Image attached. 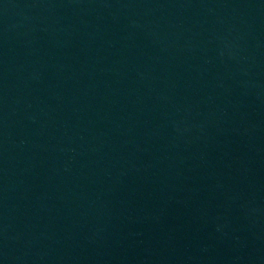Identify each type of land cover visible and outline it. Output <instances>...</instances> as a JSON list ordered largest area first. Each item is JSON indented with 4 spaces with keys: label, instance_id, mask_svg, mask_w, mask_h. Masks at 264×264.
Here are the masks:
<instances>
[{
    "label": "water",
    "instance_id": "obj_1",
    "mask_svg": "<svg viewBox=\"0 0 264 264\" xmlns=\"http://www.w3.org/2000/svg\"><path fill=\"white\" fill-rule=\"evenodd\" d=\"M0 264H264V0H0Z\"/></svg>",
    "mask_w": 264,
    "mask_h": 264
}]
</instances>
